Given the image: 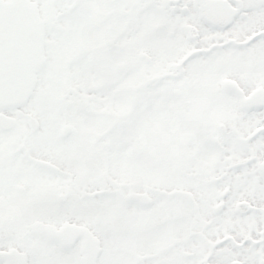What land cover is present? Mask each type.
<instances>
[{"label": "snow or ice", "instance_id": "snow-or-ice-1", "mask_svg": "<svg viewBox=\"0 0 264 264\" xmlns=\"http://www.w3.org/2000/svg\"><path fill=\"white\" fill-rule=\"evenodd\" d=\"M0 264H264V0H0Z\"/></svg>", "mask_w": 264, "mask_h": 264}]
</instances>
